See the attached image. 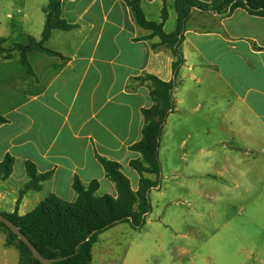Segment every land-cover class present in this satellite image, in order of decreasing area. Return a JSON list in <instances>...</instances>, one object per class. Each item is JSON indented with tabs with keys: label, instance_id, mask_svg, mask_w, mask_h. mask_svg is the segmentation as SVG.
<instances>
[{
	"label": "crops",
	"instance_id": "crops-1",
	"mask_svg": "<svg viewBox=\"0 0 264 264\" xmlns=\"http://www.w3.org/2000/svg\"><path fill=\"white\" fill-rule=\"evenodd\" d=\"M129 1L60 0L61 18L71 29L52 31L45 48L56 54H28L31 72L18 51L0 55V117L5 119L0 163L8 156L14 160L13 172L0 181V214L25 216L51 195L74 203L77 179L86 187L97 181L98 197H117L99 158L118 163L129 180L126 171H134L137 183H130L137 191L140 175L130 162L141 154L132 146L142 140L143 110L153 105L150 82L136 81L145 75L176 80L175 111L165 123L169 137L184 148L187 140L199 139L194 128L206 127L213 144L200 152L228 153L217 173L225 191L239 178L248 192L253 185L248 176L264 175V16L244 8L224 16L193 8L181 45L184 64L175 77L170 51L158 47L159 38L149 37L151 32L137 23ZM176 2L141 0V8L147 21L162 24L170 34L177 28ZM44 9L33 15L37 41L46 23ZM28 20L23 13L22 27ZM3 38L9 41L10 33ZM179 129L183 132L172 135ZM229 139L236 145L229 147ZM235 157L247 167L231 163ZM27 162L48 177L41 189L21 195L30 182ZM217 196L221 203L222 193Z\"/></svg>",
	"mask_w": 264,
	"mask_h": 264
},
{
	"label": "rangeland",
	"instance_id": "rangeland-1",
	"mask_svg": "<svg viewBox=\"0 0 264 264\" xmlns=\"http://www.w3.org/2000/svg\"><path fill=\"white\" fill-rule=\"evenodd\" d=\"M41 2L0 0V39L9 32L8 42H28L35 27L34 13L48 5ZM25 12L29 20L22 27ZM194 129L199 139L187 140L182 148L179 140L169 137L164 125L160 175H147L157 186L149 194L152 210L145 224L134 229L121 223L100 234L93 247V264H264V175L257 171L248 176L253 184L248 192V184L239 178L237 189L232 183L231 190L225 191L217 173L227 164L228 153H201L200 148L213 143L205 135L208 128ZM182 132L173 130L172 135ZM230 142L229 147L236 145ZM230 162L247 167L238 157ZM126 173L136 185V173ZM220 193L221 203L216 201ZM6 242L5 234L0 233V264H18V250Z\"/></svg>",
	"mask_w": 264,
	"mask_h": 264
},
{
	"label": "trees",
	"instance_id": "trees-1",
	"mask_svg": "<svg viewBox=\"0 0 264 264\" xmlns=\"http://www.w3.org/2000/svg\"><path fill=\"white\" fill-rule=\"evenodd\" d=\"M129 4L137 23L151 32L149 37H158L160 42L157 46H164L170 51L174 58L175 77L184 64L181 45L186 23L193 8L211 11L221 16L238 8H244L252 15L264 16V0H211L209 3H200L198 0H177V28L174 32L166 34L162 24L146 20L141 8V0H130ZM44 12L46 23L40 41L28 36L27 44L8 45L7 38L0 39V55L9 57L13 52L18 51L23 65L29 72L32 69L28 54L32 51L56 54L45 48L52 31L71 29V26L61 18L60 0H50ZM166 18L167 12L164 10L163 21ZM136 81L150 82V97L153 103L150 108L143 110L145 124L142 140L132 146V150L141 154L140 159L130 162V166L140 175L137 191L132 189L130 180L118 163L99 158L108 179L116 186L117 197L111 195L98 197L97 181L86 187L77 179L74 182V190L77 193L74 203L65 202L51 195L25 216L2 214L17 226L43 257L54 264H93L92 250L100 234L121 223H128L134 229H139L145 224V219L152 210L149 194L157 186V182L147 175L158 177L161 172L160 141L166 120L175 111L173 93L176 80L164 82L155 76L145 75ZM4 122L5 119L0 117V125ZM13 166L14 160L10 156L0 163V181L11 175ZM26 170L30 182L21 191V195L29 190L41 189L42 182L48 177V175H40L31 162L26 163ZM0 230L7 236V244L18 250V264H42L33 257L29 247L1 222Z\"/></svg>",
	"mask_w": 264,
	"mask_h": 264
},
{
	"label": "water",
	"instance_id": "water-1",
	"mask_svg": "<svg viewBox=\"0 0 264 264\" xmlns=\"http://www.w3.org/2000/svg\"><path fill=\"white\" fill-rule=\"evenodd\" d=\"M0 222L5 224L18 237L20 241L24 242L29 247L33 254V257L39 260L40 263L54 264L51 260L43 257L40 252L35 248V246L29 241V239L23 233H21L17 226L12 221L4 217L2 214H0Z\"/></svg>",
	"mask_w": 264,
	"mask_h": 264
}]
</instances>
